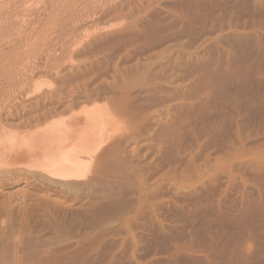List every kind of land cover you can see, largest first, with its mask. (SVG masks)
I'll list each match as a JSON object with an SVG mask.
<instances>
[{"label":"bare ground","instance_id":"obj_1","mask_svg":"<svg viewBox=\"0 0 264 264\" xmlns=\"http://www.w3.org/2000/svg\"><path fill=\"white\" fill-rule=\"evenodd\" d=\"M23 1H17L18 5L12 0L8 2L15 4L11 5L12 9L17 5V10L21 7L19 3L22 4ZM147 1L150 0H146V3ZM166 1L168 3L165 4L164 13L159 12L157 15L153 9L148 12L156 14L153 20L146 17L148 13L145 15L147 11L142 7L138 12L141 10L145 16L142 12L141 15L134 12L130 14L125 12V8L122 9L126 4L121 2L123 6H114L116 2L112 5V0L111 7H108V3L104 4L107 8L102 6L104 10L100 13L101 18L97 12L95 18L86 20L84 17L85 21L80 19L77 22L70 20L69 14L72 13H68V3L69 6L66 7L69 9L65 13L70 17L64 15L65 18H55L58 24H53L58 25V29L52 25L58 31L61 28L68 32L71 38L63 42L60 50L58 46V51L47 49L53 54L45 55L39 63L31 62L32 67L28 59V67L31 69L27 68L25 72L24 66L23 69L20 67L22 72L16 71L15 66L14 70L12 68L14 64L19 65L17 63H20V58L17 60L14 56H8L6 60L7 57H2L8 65L2 64L4 61L0 62V95L6 97L7 93V98L10 97L8 100L2 97L8 101L4 104L1 103L4 100H0V131L3 130L5 137H9L1 136L7 139L4 144L0 140V152L7 160L4 164L9 163L17 168L24 164L22 170L26 166L39 182L50 185L53 189L88 190L92 196L88 199L91 200L84 207L80 206L84 208L81 213L85 215H81L86 216V221L84 217H76L78 213L75 211L77 214L72 216L83 222L77 224L89 225L108 215L120 218L127 213H133L136 222L142 221L138 223L142 227H136L142 229V235L138 234L140 232L130 235L134 248L132 245L125 247V244H130L125 238L121 242L117 240L120 245L116 244L115 247V241H110L105 234L107 231H103L105 236L101 234L102 238L107 237L108 240L103 239L111 243L103 240L108 246L103 243L99 233V238L80 235L75 247L73 244L70 249L65 247L57 250L58 252H49V255L40 260L33 257L37 260L35 264H123L122 251L129 248L134 256L144 242L147 244L144 247L149 251L145 254L147 257H144L146 259L143 264H260L261 260L264 264V0ZM30 3L31 6L33 2ZM51 4L49 8L53 7ZM59 4L63 5L64 1ZM148 4L146 7L150 6ZM55 5L54 7L57 6ZM127 5L130 6V3L127 2ZM133 5L135 4L132 3L127 8L134 10L137 6L134 8ZM23 6L21 10L28 5ZM154 9L157 11L159 6ZM90 12L94 17L93 9ZM18 13L15 11L14 14L13 11L11 16L8 12L9 17L4 14L7 17L5 28L11 27L10 32L13 27L19 30L15 36L10 35V38L7 36L8 40L5 39V45L10 50L26 42L27 26L25 22L22 24L25 19L20 23L19 18L23 14ZM49 13V16L53 14ZM46 17L45 25L43 24L45 31L49 30H46V23L49 21L48 16ZM67 19L74 24H69ZM38 21L35 20L33 24ZM84 30L86 35L76 42V38H80L81 31ZM41 43L47 45V42ZM76 44H81L79 47H86V50L89 48L88 52L92 53L93 58L101 51L108 54L111 50L110 53L115 54L118 50L121 53L127 51V54L129 51H136V57L133 56L136 59L127 65L130 60L133 61L131 58L135 54H126L124 60H130L125 61L126 66H122L119 60H115L119 57H114L116 64L114 60V63L110 60L114 67L109 65V60L107 64L112 68V73L108 72L110 76L103 75L111 69H107L106 63L104 72L101 69L103 74L99 72L100 76L93 75V64L97 58L91 60L86 51L88 60L80 62L85 57L83 55V59L80 56L78 62V57L76 59L72 55ZM56 51H60L59 54ZM34 52L36 54L37 50ZM62 56L65 62L62 59L63 63L53 66V61ZM108 57H104L106 62ZM102 63L98 66L102 67ZM1 64L6 66L3 68ZM48 73L53 74L50 81L55 78V82L52 79L55 84L49 81V75L46 76ZM95 73L98 72L95 70ZM43 75L51 85L54 84L53 87L49 82L48 88V84L38 81L40 77L43 79ZM29 77L35 80L32 90L31 84H25V91L22 92L21 88L24 86L21 85V88L18 87L21 92L18 93L15 88L18 80L21 78L19 82L24 84L22 79ZM18 117L19 120L13 119L17 120L15 124L11 118ZM7 121L12 122L10 124ZM4 124H10L17 131L13 133L14 130L11 129L12 131L4 133L10 127L3 129ZM187 139L189 146H185ZM28 162L29 165L32 162V169H29ZM8 167L7 171L12 168L16 170L14 166L9 167V170ZM6 170H3L5 174L0 171L2 175H6ZM27 170L26 174L29 176ZM14 171L12 169L11 174ZM237 182L241 185L238 186L234 202L229 205L230 213L224 214L223 197ZM25 192L27 191L24 194ZM162 196L169 198L164 199ZM52 199L54 202L53 196ZM85 199L82 198L83 201ZM12 200L14 202L15 199ZM165 206H168L166 209L173 207L179 221L186 228L189 227L185 229L183 224L181 230L176 226L178 230L175 231L173 224L165 222V216L171 213L170 207L166 214V209L163 208ZM57 210L58 208L54 212L57 213ZM159 210L165 216L162 217ZM65 214L68 212L65 211ZM67 219L71 220L72 217ZM60 220L58 222L61 224L57 223L56 227L64 230L67 224L62 228V217ZM71 223L76 224L75 221ZM77 224L75 226H79ZM112 230L111 232H116L114 228ZM132 230L134 233V229ZM120 231L112 234L122 235ZM62 233L65 234V231ZM126 234L123 232L122 236ZM113 239L115 240L114 237ZM101 242L106 248L100 245ZM109 244L114 246L111 248L113 251L109 250ZM100 246L105 248V254L107 247L111 251L103 260L98 258L100 250H103ZM124 248L127 249L124 251ZM91 255L94 257L90 262Z\"/></svg>","mask_w":264,"mask_h":264},{"label":"rangeland","instance_id":"obj_2","mask_svg":"<svg viewBox=\"0 0 264 264\" xmlns=\"http://www.w3.org/2000/svg\"><path fill=\"white\" fill-rule=\"evenodd\" d=\"M8 1H10V0H7V2ZM17 1L19 2L20 0H12V2H16L17 3ZM22 1V0H21ZM39 1V2H38ZM64 1V4L62 5V4H59V3H62V2ZM24 0L23 2H24V4H23V2H22V4H21V2L19 3V6H21L22 8L24 7L23 5H25L26 4V6L28 5L29 6V8H28V6L26 7V9L24 10H21V7H19V8H17V10H16V6L18 5V3H17V5L16 6H13V8L15 9H12V4H14V3H12L11 4V2H10V4H9V2H8V4H7V2H6V0H0V58L2 59V57H3V59H6V57H7V59L6 60H8V58L10 57V56H14V57H16L17 58V60H18V58H20L19 59V62L21 63H17V64H19V65H13V70H14V68L16 67V71H20L21 70V68L23 69L24 67V72L25 71H27L28 69H29V65L32 67V65L33 64H36V63H39V62H41V60H42V58H45V55H48V54H53V52H54V50H57L58 51V49L60 50V48H61V45H63V42L65 41V40H70L71 38H70V35L69 34H67L68 32H66V31H62L61 30V28H59L60 29V31H62V32H60V31H58L57 29H58V25L56 26V25H54V24H58V20L57 19H62V18H65V16L66 17H70V20L72 21H76L77 22V20H84L85 21V18H86V20H90V19H93V18H95V16H97L98 14H99V18H101V16H100V13H101V11L102 10H104L105 8H107V5H108V7H111L110 6V4H111V1L112 0ZM66 1V2H65ZM73 1V2H72ZM79 1V2H78ZM86 1H88V4H87V2ZM89 1H90V3H89ZM100 1V2H99ZM102 1V2H101ZM105 1V2H104ZM28 2V3H27ZM32 3V5L30 6L29 5V3ZM53 2H55L54 3V5L56 4V2H57V6H59V5H61V6H59V7H57L56 5V7H54V5H53ZM98 2V3H97ZM114 2H116V1H114L113 0V3H112V5H114ZM123 3V5L124 4H126V5H122V3ZM127 2H128V4L130 3V6L129 5H127ZM138 2V3H137ZM140 2V3H139ZM152 2V3H151ZM154 2V3H153ZM156 2V3H155ZM157 2H159L160 4H158ZM30 3V4H31ZM51 5H53V7L55 8L54 10H52V8L53 7H51V8H49L50 7V4ZM68 3H69V5H68ZM81 3H82V5H81ZM85 3H86V5H85ZM92 3V4H91ZM100 3H102V4H100ZM108 3V4H107ZM119 3H121V5L119 4ZM135 4L137 7L135 8V5H133L134 6V10H136V11H134L133 10V8L132 9H130L129 7H131V4ZM137 3V4H136ZM143 3H145V4H143ZM149 3V4H148ZM150 3H151V5H150ZM162 3H163V5H162ZM166 3H168L166 0H161V1H157V0H150V1H147V3H146V0H132V1H128V0H118L116 3H115V5L114 6H116V5H118V6H123L122 7V9H124L125 10V12H130V14H133V12L136 14V15H139L142 11V9L143 10H146L147 12H145V15L149 12L150 13V10H154V13L155 12H157V15H159V14H161V12L162 13H164V11H165V9H166ZM39 4V5H38ZM59 4V5H58ZM104 4H107V5H104ZM141 4V5H140ZM143 4V5H142ZM147 4L148 5H150L149 7H146L147 6ZM15 5V4H14ZM66 5L67 6H69V8L68 7H66ZM75 6V10H74V6ZM85 5V6H84ZM95 5V6H94ZM99 5V6H98ZM7 6V7H6ZM9 6H10V8H9ZM33 6V7H32ZM62 6H64V7H66V8H64V7H62ZM77 6V7H76ZM89 8H88V7ZM91 6V7H90ZM94 6V7H93ZM104 7V9H103V7ZM127 6H129L128 8L130 9V10H128V8H127ZM138 6H140V8H138ZM158 6H159V9H157V11H155L156 9H154L155 7L156 8H158ZM18 7V6H17ZM60 7L62 8V9H60ZM84 7V8H83ZM141 7H142V9H141ZM146 7V8H145ZM27 8H28V10H27ZM32 8V9H31ZM63 8L65 9L64 11H63ZM78 8V9H77ZM95 8V9H94ZM126 8H127V10H126ZM14 11V14H15V11L20 15V14H23V15H20V17L21 18H19L18 17V15H17V18H19V20H20V23L22 22L21 20L22 19H25V21L23 20V22H22V24L24 23L26 26H27V29H26V33H25V43H23L21 46H23V47H21V46H19L18 48H16V49H11L10 50V48L9 47H6V45H5V42H7V38L11 35V36H15L14 34H16L19 30H17L16 28H14L13 27V30H11V32H13V33H11L10 32V28L8 27V28H5V27H7L6 25L7 24H5L6 23V19H7V17H9V15H8V12H10L11 13V16L13 15L12 13H13V11ZM18 9H19V11H18ZM66 9H69V11H71V12H69L68 10V13H72V14H67V13H65V12H67L66 11ZM73 9V10H72ZM86 9L88 10V11H86ZM89 9H90V11H92V9H93V12H94V17H93V13L92 12H90L89 11ZM138 9H141V10H139L140 12H138ZM163 9V10H162ZM8 10V11H7ZM49 10V11H48ZM52 10V11H51ZM57 10V11H56ZM58 10H61V11H63V12H60L59 13V11ZM78 12H77V11ZM96 10H98V11H96ZM100 10V11H99ZM162 10V11H161ZM12 11V12H11ZM56 11V12H55ZM73 11V12H72ZM26 12H27V15H26ZM42 12V13H41ZM49 12H51V14H52V12H53V14H54V16H53V14L51 15V16H49L48 14H50ZM75 12V13H74ZM77 12V13H76ZM97 12H99L98 14H97ZM160 12V13H159ZM25 13V14H24ZM47 13V15H45ZM58 13V16L56 15ZM62 13H64V14H62ZM147 14V15H149V16H147L146 15V17H148V19H151V20H153L154 19V16H156V14H154L153 12L151 13V14H153V16L151 15V14ZM159 13V14H158ZM7 16H5V15ZM30 14V15H29ZM44 16H43V15ZM61 14V15H60ZM78 14V15H77ZM81 14V15H80ZM84 14V15H83ZM92 14V15H91ZM97 14V15H96ZM142 14L144 15V12H142ZM4 15V16H3ZM28 15H29V17H28ZM65 15V16H64ZM68 15V16H67ZM77 15V16H76ZM85 15H88V16H85ZM141 15V14H140ZM144 15V16H145ZM45 17V18H43V17ZM46 16H48V19H49V21L46 23V30L47 29H49V30H47V31H45V29H43V28H45V23L44 22H46V19H47V17ZM57 16V17H56ZM59 16H60V18H59ZM61 16H62V18H61ZM75 16V17H74ZM79 16V17H78ZM89 16H92V17H89ZM2 17H3V19H2ZM27 17V18H26ZM35 17V18H34ZM51 19H50V18ZM74 19H73V18ZM85 17V18H84ZM87 17H88V19H87ZM52 18H53V20L54 21H52ZM55 18H57V19H55ZM78 18V19H77ZM90 18V19H89ZM98 17H96V19H97ZM98 18V19H99ZM40 19H41V21H40ZM44 19V20H43ZM95 19V20H96ZM28 20V21H27ZM37 21V20H39L38 22H37V24H33V22L34 21ZM52 22H51V21ZM57 21V23H56V21ZM27 21V22H26ZM67 21H68V19H67ZM72 21V22H73ZM42 23V25H41V23ZM53 22H55L54 24H53ZM69 22V24H74V23H71L70 21H68ZM51 23V24H50ZM31 24V25H30ZM34 26H33V25ZM40 24V25H39ZM44 24V25H43ZM51 25V27L49 26V25ZM1 25H5L4 27H2ZM39 27H38V26ZM52 25H54V26H56L57 27V29L56 28H54V27H52ZM32 26H33V28H32ZM41 26V27H40ZM3 29H2V28ZM30 27V28H29ZM34 28H37V29H34ZM42 28V29H41ZM52 28V29H51ZM84 28L85 29H87L85 26H84ZM54 29V30H53ZM2 30H4V32L2 31ZM7 30V31H6ZM16 32H15V31ZM34 30V31H33ZM31 31V32H30ZM40 31V32H39ZM41 31H42V33H41ZM57 31V32H56ZM10 32V33H9ZM28 32V33H27ZM39 32V33H38ZM49 32V33H48ZM53 32V33H52ZM58 32H60V33H58ZM64 32H66L65 34H64ZM82 32V36H80V34H79V36H80V38H76V42H77V40H79V39H83V37L86 35V32H85V30L84 31H81ZM40 34V35H38V34ZM51 33V34H50ZM36 34V35H35ZM34 35V36H33ZM55 35V36H54ZM59 35H61V38H59ZM64 35H66V36H64ZM3 36H4V38H3ZM8 36V37H7ZM28 36H29V38H28ZM31 36V37H30ZM37 36V37H36ZM42 36V37H41ZM47 36V37H46ZM49 36V37H48ZM52 36V37H51ZM69 36V37H68ZM78 36V35H77ZM33 37V38H32ZM45 37V38H44ZM51 37V38H50ZM57 37V38H56ZM10 38V37H9ZM39 40H38V39ZM48 38H50V41H49V39ZM60 39V42L58 41L59 39ZM5 39H7V40H5ZM28 39V40H27ZM32 39V40H31ZM33 39H34V41L36 40V42H37V44H36V42H34L33 41ZM41 39V40H40ZM62 39V40H61ZM30 40V41H29ZM45 40V41H44ZM57 40V41H56ZM27 41L30 43H28L27 44ZM49 41V42H48ZM55 41V42H54ZM61 41H62V44H61ZM41 42H47V45L45 44V43H41ZM51 42V43H50ZM54 42V43H53ZM57 42H58V44H57ZM38 43H39V45H38ZM52 43L53 44H55V46L54 45H52ZM33 44V45H32ZM35 44H36V46H35ZM42 44V45H41ZM43 44H44V48H42L43 47ZM49 44H51V45H49ZM60 44V45H59ZM83 44V43H82ZM30 45V46H29ZM79 45H81V44H76L74 47H73V50H74V53H77V55L76 54H74L73 52V56H75V58L77 59V57H78V62H79V57H80V59L83 57V55L85 56L86 54L88 55V56H90V57H88V58H90L91 60L92 59H94V58H97L96 60H95V63L93 64V68H94V70L92 71V73H93V75H97V76H100V74H99V72H102L103 70H104V65H105V63H106V67H107V69L109 70L110 68H111V64H110V62L112 61L113 62V58L115 57V58H117V57H119L118 59H115V60H119L118 62L120 63V64H122V66H126V62L125 61H129L130 60V56H131V54H135V55H132V57L133 56H135L136 57V51H134V53H133V51L131 52V51H129V54H130V56L129 57H127V58H129V60H124V58L126 57L125 55L127 54L126 52L127 51H124L123 53H121L122 51H118V50H112V52L113 51H115L116 53L115 54H117V55H115V54H111L110 52H111V50L110 51H108V54H107V52H105L106 54H104L102 51L100 52V53H97L98 54V57H97V54L96 55H94L95 57L93 58V55H92V53L91 54H89V52L88 51H90L89 50V48H88V50H86L87 48L84 46V45H82V46H84L85 48H83V47H79ZM35 46V47H34ZM48 46V47H47ZM58 46V47H57ZM60 46V47H59ZM78 46V47H77ZM3 47V48H2ZM26 47V48H25ZM33 47V48H32ZM37 47V48H36ZM39 47V48H38ZM42 49H41V48ZM50 47V48H49ZM58 49H57V48ZM7 48V49H6ZM8 48H9V50H8ZM35 48H36V50H37V52H39V53H37L36 52V54H35V52L34 51H36L35 50ZM81 48V49H80ZM20 49V51H16V50H19ZM24 49V50H23ZM40 49V50H39ZM47 49H52L53 50V52H51V51H47ZM72 49V48H71ZM82 49H85V50H82ZM4 52H3V51ZM6 50V51H5ZM30 50V51H29ZM32 50V51H31ZM34 50V51H33ZM10 51V52H9ZM28 51V52H27ZM56 51V52H57ZM82 51H84V52H82ZM88 52V53H86L85 54V52ZM107 51V50H106ZM8 52V53H7ZM22 52H24V54L25 55H22L23 53ZM48 52V53H47ZM55 52V53H56ZM60 52V51H59ZM59 52H57V54H59ZM4 53V54H3ZM13 54V55H11V54ZM19 53V54H18ZM22 53V54H21ZM33 54V55H31V54ZM54 53V54H55ZM104 54V56H102V54ZM109 53H110V56H112L111 58H109L110 56H109ZM120 54V55H119ZM129 54H127V55H129ZM7 55V56H6ZM16 55V56H15ZM35 55V56H34ZM79 55V56H78ZM109 57H108V56ZM115 55V56H114ZM119 55V56H118ZM122 55H124V56H122ZM9 56V57H8ZM19 56V57H18ZM23 56V57H22ZM26 56V57H25ZM30 56H32V57H30ZM72 56V57H73ZM77 56V57H76ZM108 57L107 58V62H106V59L104 60V57ZM25 57V58H24ZM99 57L101 58V59H99ZM123 58V60H121L122 58ZM135 57H133V58H131L133 61H129L128 63H127V65H129V63L131 62H134L135 61ZM13 58V57H12ZM33 58H34V60H33ZM84 58V59H83ZM81 60L82 61H80V62H82L83 63V61H85L87 58H86V56L85 57H83ZM126 58V59H127ZM0 59V62L2 63V61H4L3 59L1 60ZM24 59H25V61H24ZM28 59H29V61H28ZM37 59V60H36ZM65 59V58H63V56L62 57H60V59H58L59 60V63H57L58 62V60H54L53 62L54 63H52V65L53 66H55V65H60L61 63H63V62H65V60L63 61V60ZM31 60V61H30ZM33 60V61H32ZM68 60H70L69 58H68ZM73 60L75 61V59L73 58ZM88 60V59H87ZM101 62H100V61ZM108 60H109V65H111V66H109V65H107L108 64ZM111 60V61H110ZM115 60H114V62H115ZM30 62L29 63V65H28V62ZM63 61V62H62ZM33 64H32V63ZM61 62V63H60ZM75 62H77V60L75 61ZM102 62H104V64L102 63ZM111 62V63H112ZM113 62V63H114ZM7 63V61H4L2 64H6ZM99 63H102V67L101 66H98L99 65ZM112 63V64H113ZM117 63V61L114 63V64H116ZM130 63V64H131ZM1 64V66L4 68L6 65H8V64H6V65H2ZM24 64V65H23ZM27 64V65H26ZM97 64V65H96ZM101 65V64H100ZM15 66V67H14ZM22 66H24V67H22ZM89 67H90V65H88ZM8 67V66H7ZM6 67V68H7ZM21 67V68H20ZM31 67H30V69H31ZM98 67H100L99 69H100V71H99V69H98ZM106 67H105V69H106ZM112 67H114V65L112 66ZM1 68V67H0ZM12 68L10 69V71L12 70ZM18 68V69H17ZM28 68V69H27ZM9 69H7V70H9ZM26 69V70H25ZM29 69V70H30ZM92 69V68H91ZM101 69H102V71H101ZM107 69H106V71H107ZM12 70V71H13ZM88 70H90V68L88 69ZM95 70H96V72H98V73H95ZM98 70V71H97ZM114 70V69H113ZM16 71H14V73L16 72ZM18 71V72H19ZM91 71V70H90ZM112 71V68L109 70V71H107V72H104V73H106V74H103V72H102V74L103 75H107V76H110V72ZM20 72H22V70L20 71ZM109 72V73H108ZM10 73V72H9ZM108 73V74H107ZM112 73V72H111ZM49 75V81H50V76L52 77L53 76V74H51V73H48L46 76H48ZM102 76V75H101ZM43 77V79H41V77L40 78H38V81H40V82H44L46 85L48 84V80H47V77H46V80L44 79L45 78V76L43 75L42 76ZM54 77V76H53ZM26 79V80H25ZM29 81H28V80ZM31 77H29V78H24V79H22L23 80V82H25L24 84H21V82H19L20 80H21V78H20V80H18V82H17V87L15 86V88H16V91H18V93H19V91L21 92V89H22V92L23 91H25V84H31L30 85V88L31 87H34V85L33 84H35L34 82H35V80L34 79H32ZM52 79H54L53 81L55 82V78H52ZM52 79H51V81H52ZM29 83H28V82ZM34 81V82H33ZM50 81V82H51ZM52 81V82H53ZM22 82V83H23ZM27 82V83H26ZM47 82V83H46ZM50 82H49V84H50ZM53 82V83H54ZM20 83V84H19ZM49 84H48V88L50 87L49 86ZM55 84V83H54ZM54 84H50L52 87L54 86ZM15 85H16V83H15ZM20 85V86H19ZM21 85H22V87L23 88H21ZM28 85V86H29ZM46 85H44L45 87H47ZM8 87V86H7ZM18 87H20V88H18ZM10 90V89H9ZM26 90H29V88L28 89H26ZM30 90H32V88L30 89ZM6 95L8 96V94L6 93ZM4 96V95H3ZM2 95H0V97H1V101L2 100H4L5 101V99H2V97H3ZM7 96L5 97L7 100L8 99H10V97H8L7 98ZM3 97V98H4ZM0 101L2 104H4V103H6V102H8V101ZM1 103H0V106H2L1 105ZM19 116V115H18ZM22 116V115H21ZM17 117V116H16ZM20 117V116H19ZM11 118L12 119V121H14L15 119H17V120H19L20 118ZM10 119V120H11ZM14 119V120H13ZM9 120V119H8ZM16 120V121H17ZM12 121H7L8 123H10V122H12ZM16 121H14L15 122V124H16ZM11 124V123H10ZM10 124H4L5 126L3 127V129H5V128H8L9 126H10ZM14 124V123H13ZM7 126V127H6ZM11 129H13L12 128V126H10L8 129H5V131L6 132H4V133H7V132H10V131H8V130H11ZM14 130V129H13ZM16 130V129H15ZM13 131V133L14 132H16V131ZM12 131V130H11ZM12 133V132H11ZM11 133H9V134H11ZM8 134V135H9ZM2 135H4L3 137L4 138H9L8 136L7 137H5V134H3V130H1L0 131V140L2 141V143L4 144L5 143V141H7V139H4L3 137H1ZM4 141V142H3ZM9 141V140H8ZM188 142V143H187ZM188 144V145H187ZM190 145V142H189V139H187V141H186V145L185 146H189ZM1 146H2V144L0 143V148H1ZM205 149L207 150V147H205ZM0 154H1V156H0V171L1 172H4V174H5V171H3V170H6L7 169V167H8V165H9V167L10 168H12L13 166L15 167V171H14V168H12L13 169V171H14V174L12 173L11 174V172H12V169H10L9 167H8V170L10 169L11 171H7L6 170V175H2V173L0 172V255H2V256H0L1 258H3V259H5V261L3 260V259H1L0 258V260L2 261H0V264H35V262L37 261V260H40V259H42V258H44V257H46L47 255H49L50 253H53V252H56L57 250H63V248H67V247H69L68 249H70L71 247H73V244H74V247L76 246L75 244H76V241H77V237H79L80 235H84V236H88L89 235V237H91V236H99V234H100V236H101V234H102V232L104 231V232H106L105 234H106V236L107 237H109L108 239H110V241H111V239L113 240V241H115L114 243H112V244H114L115 245V247H116V244H119L120 245V243H118V242H116L117 240L119 241V242H121L122 241V239L123 238H125L126 239V241L128 242V243H130V244H125V247L126 246H128L129 247V245H130V247H131V245L133 246V248H134V241L133 240H131L132 238H131V236L130 235H135V233H138V232H140L142 229H140L141 227H142V225H140V226H138L139 224H140V222H142L141 220H138V222H136L137 221V219L136 218H134V216H133V213H127V214H124V215H122L120 218H117V217H114V216H110V215H108V216H105V217H103L102 219H99V220H97V221H94V222H92V223H90L89 225L88 224H86V223H84L83 225L82 224H77V222L79 223H83L81 220H79L78 218H75V217H73L72 215H76L77 213V216L76 217H78V215H79V217L81 216L82 218L84 217H86V216H82L81 214H83V215H85V213H81V211H83V207L91 200V199H88V198H91L92 196H91V194H90V192H88V190H85L86 191V193H84L85 191H83L82 192V190L81 191H69V190H67L66 191V189L64 190L63 188H57L56 189V187H55V189H53L52 188V186H50V185H47V184H42V182H39L40 180H38L36 177H34V175L32 174V173H30L31 172V170L29 171V170H27L25 167H24V171L22 170V167L24 166V164L22 165V166H20L19 167V164H17L18 165V167L19 168H21V172H22V174H21V172L18 170L19 168H17V166H15V165H11L10 166V164L9 163H5L4 164V162H7V160H6V158L2 155V153L0 152ZM3 156V157H2ZM2 163V164H1ZM4 164V165H3ZM28 164V166H30L29 167V169H32L33 167H32V162L30 163V165H29V162L27 163ZM5 165H7V166H5ZM5 166V167H4ZM4 168V169H3ZM26 170L30 173V177L29 176H27V172H26ZM19 171V172H18ZM8 172H10V174H11V176H10V174L8 173ZM19 173V174H18ZM27 173V174H26ZM9 174V175H8ZM18 174V175H17ZM21 174V175H20ZM24 174H26V176L24 175ZM32 174V175H31ZM21 176H22V178H21ZM23 176H24V178L25 179H23ZM27 178V179H26ZM33 178H35V179H33ZM19 179V180H18ZM22 180V181H21ZM24 180V181H23ZM38 180V181H37ZM17 181H19V182H17ZM18 184H17V183ZM36 183H37V185H36ZM238 183V184H237ZM235 185H233V188L229 191V193L227 194V195H225L223 198H224V200H225V202H224V204H223V207L222 208H224V210L223 211H225L224 212V214H228V213H230V208H229V205H231L233 202H234V199H235V195L238 193V189H239V187L238 186H240L241 184L239 183V182H237ZM41 184V185H40ZM20 185V186H19ZM36 185V186H35ZM42 185H44V186H42ZM19 186V187H18ZM45 186H49L48 188H49V190H48V188L47 187H45ZM21 187V188H20ZM36 187V188H35ZM238 187V188H237ZM18 188V189H17ZM37 188H40V189H37ZM33 189H35V191L33 190ZM60 189V190H59ZM12 190H13V192H12ZM41 190V191H40ZM58 190V191H57ZM8 191V192H7ZM24 191H27V192H25V194H24ZM60 191V192H59ZM4 192V193H3ZM9 192H10V194H9ZM12 192V193H11ZM21 192V193H20ZM23 192V193H22ZM29 192V193H28ZM33 193V195H31V193ZM47 194H45V193ZM50 192V193H49ZM88 192V193H87ZM18 193V194H17ZM20 193V194H19ZM77 193H80V194H77ZM84 193V194H83ZM9 194V195H8ZM29 194V195H28ZM37 194H39V195H37ZM43 194V195H42ZM13 195V196H12ZM49 195V196H48ZM82 195V196H81ZM6 196V197H5ZM8 196V197H7ZM20 196H21V198H20ZM26 196V197H25ZM41 196V197H40ZM49 198H48V197ZM52 196H53V198L57 201H55L54 200V202L52 201L53 199H52ZM91 196V197H90ZM22 197H23V200H24V202H23V200H20V199H22ZM31 197V198H30ZM86 199H85V198ZM127 198H128V196H126ZM163 197V196H162ZM161 197V198H162ZM169 198V196H165V197H163L164 199L165 198ZM10 198V199H9ZM19 198V199H18ZM82 198L83 199H85L84 201L82 200ZM12 199H15L14 200V202H13V200ZM47 199H49V200H47ZM58 199V200H57ZM18 201V203H17V201ZM27 200V201H26ZM42 200V201H41ZM223 200V201H224ZM10 201V202H9ZM71 201V202H70ZM87 201V202H86ZM66 202H67V204H66ZM85 202V203H84ZM9 205H8V204ZM14 203V204H13ZM71 203V204H70ZM73 203V204H72ZM11 204H12V206H11ZM42 204V205H41ZM76 204V205H75ZM78 204V205H77ZM19 205H21V206H19ZM23 205V206H22ZM26 205V206H25ZM56 205V206H55ZM83 205V207L82 208H80V206H82ZM44 206V207H43ZM51 206V207H50ZM55 206V207H54ZM14 207V208H13ZM24 207V208H23ZM171 207V206H170ZM170 207H169V209H166V208H168V206H165V207H163V208H165V209H163V208H161V209H163V210H165L166 211V214L170 211ZM10 209V210H8V209ZM50 208V209H49ZM58 208V210H57V213L56 212H54V211H56V209ZM80 208V209H79ZM26 209V210H25ZM28 209V210H27ZM37 209V210H36ZM47 209V210H46ZM54 209V210H53ZM82 209V210H81ZM160 209V210H161ZM173 209V207H171V213L169 212L168 213V216H165V215H163L162 213H161V211H160V213L162 214V217L163 216H165V219H166V221L165 222H167V223H170V225H172L173 224V229L176 227V226H178L179 227V230H181L180 229V227H183V226H185V224L184 223H182L181 221H179V219H178V215H175L176 214V210H172ZM3 210V211H2ZM53 210V211H52ZM74 210V211H73ZM78 210V211H77ZM169 210V211H168ZM7 211V212H6ZM35 211V212H34ZM37 211V212H36ZM58 211H59V213H58ZM65 211L66 212H68V214H65ZM77 213H76V212ZM165 211H162L163 213H165ZM168 211V212H167ZM173 211V212H172ZM228 211V212H227ZM38 212H40V213H38ZM53 212V213H52ZM64 212V213H63ZM84 212V211H83ZM175 212V213H174ZM8 213H9V215H8ZM54 213H56V214H58V215H54ZM67 215V217H64L63 215ZM74 213H76V214H74ZM80 213V214H79ZM50 215V217H49V215ZM174 214V215H173ZM8 215V216H7ZM13 215H14V217H13ZM126 215V216H125ZM173 215V216H172ZM123 216H125V217H123ZM129 216H132V217H129ZM171 216V217H170ZM20 217V218H19ZM62 217V225L61 226H63L62 228H64V226L67 224V226H66V228L63 230V229H61V227H60V229H61V232H60V229H58V227H56V226H58V224H61V222H58V220H60V218ZM63 217H64V219H63ZM70 218L71 219V217H72V219L71 220H69V219H67V218ZM80 217V218H81ZM129 217V218H128ZM42 218V219H41ZM45 218V219H44ZM52 218V219H51ZM74 218H75V220H74ZM83 218V219H84ZM130 218L131 219H133L134 221H132V220H130ZM170 218V219H169ZM32 219V220H31ZM78 219V220H77ZM169 219V220H168ZM36 220V221H35ZM45 220V221H44ZM49 220L51 221V222H49ZM52 220L55 222V224H54V222L52 223ZM66 220L69 222V224H68V222H66ZM85 221H86V218L84 219ZM129 220H130V222H129ZM14 221V222H13ZM38 221V222H37ZM61 221V220H60ZM64 221V222H63ZM71 221H75L76 222V224L77 225H79V226H75L74 225V223L72 224L71 223ZM140 221V222H139ZM179 223H178V222ZM36 222V223H35ZM130 223V225H129V223ZM14 223V224H13ZM42 223V224H41ZM47 223H49V224H47ZM58 223V224H57ZM71 223V224H70ZM139 223V224H138ZM174 223H175V225H174ZM40 224V225H39ZM52 224V225H51ZM53 224H54V226H53ZM142 224V223H141ZM177 224V225H176ZM184 224V225H183ZM35 225H37V226H35ZM74 225L75 227H77V228H75L74 226L72 227V226ZM80 225H82V226H80ZM183 225V226H182ZM6 226V227H5ZM39 226V227H38ZM117 226V227H116ZM130 226H131V229H129L130 228ZM14 227V228H13ZM16 227V228H15ZM35 227V228H34ZM46 227V228H45ZM118 227H119V229H118ZM121 227H122V229H121ZM129 227V228H128ZM136 227H140V228H136ZM189 227V226H188ZM187 227V228H188ZM57 228V229H56ZM74 228V229H73ZM81 228L82 229V231H83V233H85V234H83L82 233V231H81V229L79 230V229ZM90 228V229H89ZM93 228V229H92ZM112 228H114V230L116 231V232H118L119 233V230H121L120 231V233H122V235H123V232H124V234H126L125 236H122V235H120V234H118L117 233V236H115V234H116V232H111V231H113L112 230ZM185 229H187L186 228V226L184 227ZM183 228V229H184ZM38 229V230H37ZM53 229V230H52ZM76 229V230H75ZM86 229H88V230H86ZM124 229V230H123ZM126 229H128L127 231H126ZM132 229H134V233H133V230ZM136 229H138V230H136ZM140 229V230H139ZM178 230V228H175V231H177ZM9 230V231H8ZM63 230V231H62ZM67 230V231H66ZM93 230H95V231H93ZM102 230V231H101ZM108 230L110 231V232H108ZM65 231V234L64 233H62V232H64ZM72 233H71V232ZM81 231V233H78V232H80ZM103 232V233H104ZM99 233V234H98ZM108 233V234H107ZM112 233H115V234H112ZM75 234V235H74ZM98 234V235H97ZM105 234L103 235V236H105ZM139 235H142L141 234V232L140 233H138ZM118 235H120V236H118ZM32 236V237H31ZM99 236V237H100ZM130 236V237H129ZM96 237V238H97ZM98 237V238H99ZM107 237H103V238H105L106 240H108L107 239ZM113 237L115 238V240L113 239ZM116 237H118L117 239H116ZM127 237H129V238H127ZM36 238V239H35ZM102 238V236H101V239H102V241L104 240ZM131 240V241H130ZM37 241V242H36ZM105 241V240H104ZM103 241V243H105V242H108V241H105L104 242ZM110 241L108 242V243H110ZM33 242V243H32ZM103 243L101 242V246L103 245ZM108 243H105L107 246H108ZM126 243V242H125ZM105 244L103 245V247L105 246ZM111 244V243H110ZM109 244V246H110V249H109V247H107V253L106 254H110L111 253V251H113V249H111V248H114V246H112V245H110ZM146 244V242H144L143 243V245H142V247L141 248H143L142 250H141V248H140V250L139 251H137L136 253H138V254H136V255H132V252L130 253V251H129V248H128V250L127 251H125V249H127V248H124L123 250L125 251V252H123L122 251V254L124 255V257H123V255L121 254V259L123 258H125V261L122 259V261H123V264H134L135 263V260H136V263L135 264H143V263H145V259L146 258H144V257H147L145 254H147V250L149 251V249H146L147 247H144V246H146L145 245ZM100 246V247H101ZM103 247H101V249H103ZM40 248V249H39ZM52 248V249H51ZM105 248H106V246H105ZM105 248L103 249V250H100V253H101V255H99L98 256V258L100 259V260H103L104 258H105V253H103V251L104 252H106L105 251ZM146 250H145V249ZM34 249V250H33ZM38 249V250H37ZM51 249V250H50ZM56 249V250H55ZM72 249H74V248H72ZM108 249L109 250H111V251H108ZM131 249V248H130ZM53 250V251H52ZM55 250V251H54ZM28 251V252H27ZM35 251H36V253H35ZM40 251V252H39ZM150 251H152V250H150ZM2 252V253H1ZM31 252V253H30ZM45 252V253H44ZM50 252V253H49ZM58 252V251H57ZM109 252V253H108ZM144 252V253H143ZM146 252V253H145ZM5 253V254H4ZM30 253V254H29ZM49 253V254H48ZM28 254V255H27ZM8 256V257H6V256ZM93 255V254H92ZM91 255V258L89 259V261L90 260H92L93 259V257L94 256H92ZM131 255L133 256L132 258H131ZM140 255V256H139ZM142 255V256H141ZM4 256V257H3ZM38 256V257H37ZM41 256V257H40ZM107 256V255H106ZM35 259H37V260H35ZM127 257V258H126ZM129 257H130V259H129ZM141 257V260L139 259ZM135 259V260H134ZM142 259H144L143 261H142ZM33 260V261H32ZM130 260V261H129ZM132 260V261H131ZM134 260V261H133ZM11 261V262H10ZM13 261V262H12ZM88 261V262H89ZM129 261V262H128ZM91 262V261H90ZM263 263V260H261L260 261V264H262Z\"/></svg>","mask_w":264,"mask_h":264}]
</instances>
